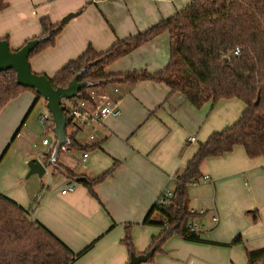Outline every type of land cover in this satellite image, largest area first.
I'll return each instance as SVG.
<instances>
[{
	"label": "crops",
	"instance_id": "0c3cea01",
	"mask_svg": "<svg viewBox=\"0 0 264 264\" xmlns=\"http://www.w3.org/2000/svg\"><path fill=\"white\" fill-rule=\"evenodd\" d=\"M192 1L6 0L7 7L0 12V39L7 38L11 48L18 50L42 34V18L49 17L57 24L68 14L80 12L66 24L53 46L30 58L34 73L53 78L89 46L106 51L118 40L144 32ZM169 60L170 35L165 32L110 65L107 72L155 73ZM116 86L123 94L122 116L91 123L87 129H97L96 142L88 136L84 140L77 137L80 146L95 148L79 150L78 157L73 155L78 149L61 151L54 165L61 176L55 182H44L43 178L51 166L47 163L56 142L43 144L49 148L44 158L35 153L25 157L19 169L12 170L2 162L12 142L31 128L29 116L40 101L37 95L26 91L0 112V194L23 207L34 221L78 254L73 264H127L131 254L122 241L129 226L134 254H145L163 232L160 227L144 225L152 208L165 192L175 191L178 176L200 145L234 125L246 109L239 99L222 100L216 105L207 103L211 105L207 115L208 108L199 112L164 84L146 81L113 88ZM27 160L46 165L45 174L37 175L42 180L38 184H25L30 178H24ZM111 169L109 177L90 189V182ZM200 172L201 178L207 175L210 180L200 178L199 184L189 188V196H194L193 202L190 196V209L206 213L189 223L203 228L198 232L202 242L171 236L162 251L143 264H248V252L264 249V157L251 159L238 146L231 153L206 159ZM69 184H75V190L62 194ZM195 186L198 190L194 193L191 189ZM150 221L163 223L164 218L155 211ZM237 237L243 243L232 245Z\"/></svg>",
	"mask_w": 264,
	"mask_h": 264
},
{
	"label": "trees",
	"instance_id": "16d2710c",
	"mask_svg": "<svg viewBox=\"0 0 264 264\" xmlns=\"http://www.w3.org/2000/svg\"><path fill=\"white\" fill-rule=\"evenodd\" d=\"M6 7V0H0V12ZM40 25L42 34L32 40L49 38L32 52L30 58L53 46L66 26L63 22L53 24L49 17L42 18ZM165 32L170 35V60L163 70L155 73L147 70L121 74L107 72L110 65ZM4 40L8 41L7 38ZM84 68L87 70L82 80L95 87L107 88L123 83L137 85L148 81L164 84L171 93L183 95L196 109L209 102L215 105L232 99H239L246 105L234 125L212 134L200 145L186 170L178 176L172 200L167 205L157 202L144 222V225L163 229L145 254L152 250L154 255L160 253L166 240L174 235L187 241L202 242L201 234L189 228L191 219L200 216L191 213L189 188L200 183L201 164L206 159L231 153L238 146L243 147L251 159L264 157V0H193L173 16L144 32L118 40L106 51L98 52L89 46L82 56L49 80L55 89L65 88ZM26 91L34 92L41 99L34 90L18 85L13 70L0 73V112ZM258 97L260 102L256 104ZM67 102L64 100L62 104L67 107ZM67 112L68 108L65 116ZM67 121V135L72 143L68 147L80 151L95 148L83 147L77 142V136L87 128L86 125L68 118ZM112 173L113 169L88 186L92 189ZM155 211L163 216V223L150 221ZM126 229L122 242L132 255L131 226ZM242 243V238L237 237L232 245ZM78 257L48 229L34 221L28 211L0 194V264H73ZM247 258L248 264H264V249L248 252Z\"/></svg>",
	"mask_w": 264,
	"mask_h": 264
},
{
	"label": "water",
	"instance_id": "95a60500",
	"mask_svg": "<svg viewBox=\"0 0 264 264\" xmlns=\"http://www.w3.org/2000/svg\"><path fill=\"white\" fill-rule=\"evenodd\" d=\"M79 15L80 12L70 13L63 18L62 22L68 24L73 18ZM48 38L49 36H44L30 40L16 51L11 49L7 40L0 39V73L13 70L16 73L18 85L34 90L46 102L47 109L54 124L53 132L56 141L53 155L47 164L55 165L63 148L72 145L67 135L68 121L65 116V106L62 102L77 97L81 91L95 87V85L89 81L82 80L87 68L77 73L67 87L57 89L52 86L47 76L34 73L30 65V56ZM259 102L260 97H258L256 104ZM29 167L30 172L28 177L32 175L42 177L45 174L46 165L39 160L31 161ZM153 256V250L143 255L132 254L128 264L147 263Z\"/></svg>",
	"mask_w": 264,
	"mask_h": 264
},
{
	"label": "built area",
	"instance_id": "2783aa9c",
	"mask_svg": "<svg viewBox=\"0 0 264 264\" xmlns=\"http://www.w3.org/2000/svg\"><path fill=\"white\" fill-rule=\"evenodd\" d=\"M238 55V52H235ZM86 92L82 94L83 91ZM80 92L77 97H74L67 102L68 112L66 118L69 120L78 123L80 125L90 126L93 122H102L106 118H120L122 116L121 109V92L118 87H114L113 92L110 93V90L106 87H92L85 89ZM43 126L50 130L54 127L51 115H44L40 118ZM97 129L91 128L88 134V138L92 142L97 141ZM191 141H195L194 138ZM43 144H49V141L45 139ZM65 151L66 148H63ZM88 157V154L84 155V159ZM210 180L209 176H203L202 181L208 182ZM75 190V184H69L66 186L64 190H62V194H66L68 192H73ZM173 192L167 191L165 192L161 198L158 200L159 204L167 205L173 198ZM192 214L205 215L206 211L201 209L199 211L191 209ZM213 221L218 222V218L216 216L213 217ZM190 230L193 232H201L203 228H201L197 223L189 224Z\"/></svg>",
	"mask_w": 264,
	"mask_h": 264
},
{
	"label": "rangeland",
	"instance_id": "374dc122",
	"mask_svg": "<svg viewBox=\"0 0 264 264\" xmlns=\"http://www.w3.org/2000/svg\"><path fill=\"white\" fill-rule=\"evenodd\" d=\"M63 20V19H62ZM11 47V46H10ZM31 65V64H30ZM36 73V72H35ZM39 74V73H37ZM118 87V86H116ZM113 85L109 86V90L110 93L113 92ZM121 92V89H119ZM121 96H123L122 92H121ZM219 103V102H218ZM217 103V104H218ZM216 105V104H215ZM211 105H204L201 109H196L199 112H203L204 110H206V108H208L207 110V115H209V110ZM49 111L47 109L46 103L44 101V99H40V101H38V103L35 105V107L33 108L30 116H29V121L31 124V128L28 129V131H25V134L21 137V139L19 138L18 140L12 142L10 148L8 149L7 153L5 154L2 162L3 165L5 167H11L12 170L14 169H19L20 165L22 163V161H24V158L27 157L28 155L35 153L38 154L41 158H44V155L46 153L49 152V148H45L43 146V141L44 139H47L51 145L54 144L55 141V134L52 131V129L47 130L44 128L43 124L41 123L40 118L44 115H48ZM54 128V127H53ZM90 129H84L77 137H79L78 139L80 140H84V138H87V134H89ZM67 149V148H66ZM64 151V150H62ZM66 151V150H65ZM80 154V151H73V155L74 157H78ZM29 160H27V162L24 164L25 168L28 169L27 173L25 174L24 178L26 180V176L29 173ZM60 163H62V159H60ZM63 171L66 172V169H64V167L62 168ZM2 170V169H1ZM60 173L55 172V167L54 165H49L47 167V175L44 179V182H46L47 180H50L52 182L58 181L60 180ZM42 181L37 175H33L31 176L26 182L25 184L28 182V184H33V182H36V184H38V182ZM198 187L195 186L193 187L191 190L194 191L195 189ZM172 190V189H171ZM196 191H194L195 193ZM192 202L194 200V196L190 195Z\"/></svg>",
	"mask_w": 264,
	"mask_h": 264
}]
</instances>
